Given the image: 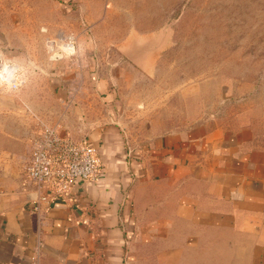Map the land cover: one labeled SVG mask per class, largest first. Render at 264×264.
Instances as JSON below:
<instances>
[{
  "label": "rangeland",
  "instance_id": "obj_1",
  "mask_svg": "<svg viewBox=\"0 0 264 264\" xmlns=\"http://www.w3.org/2000/svg\"><path fill=\"white\" fill-rule=\"evenodd\" d=\"M105 87L134 130L204 122L264 150V0H0V138H25L21 166L44 128L105 124Z\"/></svg>",
  "mask_w": 264,
  "mask_h": 264
},
{
  "label": "crops",
  "instance_id": "obj_2",
  "mask_svg": "<svg viewBox=\"0 0 264 264\" xmlns=\"http://www.w3.org/2000/svg\"><path fill=\"white\" fill-rule=\"evenodd\" d=\"M105 88V124L57 126L86 134L103 170L43 218L17 154L25 138H0V264H264V150L204 122L134 130Z\"/></svg>",
  "mask_w": 264,
  "mask_h": 264
},
{
  "label": "built area",
  "instance_id": "obj_3",
  "mask_svg": "<svg viewBox=\"0 0 264 264\" xmlns=\"http://www.w3.org/2000/svg\"><path fill=\"white\" fill-rule=\"evenodd\" d=\"M58 127H46L23 161L22 172L36 191L32 212L41 218L55 200H64L72 185L94 181L103 170L95 147L85 140L61 136Z\"/></svg>",
  "mask_w": 264,
  "mask_h": 264
},
{
  "label": "water",
  "instance_id": "obj_4",
  "mask_svg": "<svg viewBox=\"0 0 264 264\" xmlns=\"http://www.w3.org/2000/svg\"><path fill=\"white\" fill-rule=\"evenodd\" d=\"M53 55H54L53 57H55V58H59L61 56L60 52H58V51L55 52Z\"/></svg>",
  "mask_w": 264,
  "mask_h": 264
}]
</instances>
